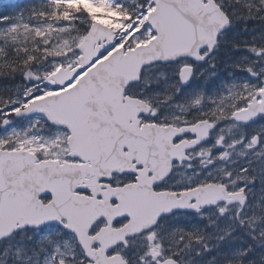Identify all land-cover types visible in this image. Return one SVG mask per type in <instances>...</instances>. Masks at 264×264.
Masks as SVG:
<instances>
[{
  "label": "snow or ice",
  "instance_id": "snow-or-ice-1",
  "mask_svg": "<svg viewBox=\"0 0 264 264\" xmlns=\"http://www.w3.org/2000/svg\"><path fill=\"white\" fill-rule=\"evenodd\" d=\"M0 264H264V0L0 12Z\"/></svg>",
  "mask_w": 264,
  "mask_h": 264
},
{
  "label": "trees",
  "instance_id": "trees-1",
  "mask_svg": "<svg viewBox=\"0 0 264 264\" xmlns=\"http://www.w3.org/2000/svg\"><path fill=\"white\" fill-rule=\"evenodd\" d=\"M13 2H19V0H0V12L8 11L10 4Z\"/></svg>",
  "mask_w": 264,
  "mask_h": 264
}]
</instances>
